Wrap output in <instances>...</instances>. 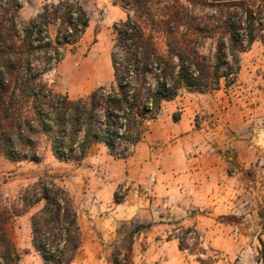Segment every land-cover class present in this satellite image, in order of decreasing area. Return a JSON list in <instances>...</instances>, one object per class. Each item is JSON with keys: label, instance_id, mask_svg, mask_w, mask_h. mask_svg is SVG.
Listing matches in <instances>:
<instances>
[{"label": "rangeland", "instance_id": "rangeland-1", "mask_svg": "<svg viewBox=\"0 0 264 264\" xmlns=\"http://www.w3.org/2000/svg\"><path fill=\"white\" fill-rule=\"evenodd\" d=\"M45 1L52 0H21L20 20L32 19ZM77 1L88 28L43 77L72 99L111 82L112 25L126 17L116 0ZM239 65L229 87L205 96L181 90L161 104L131 153L130 175L121 164L106 166L101 146L79 164L54 159L44 139L37 163L0 156V208L10 209L21 188L48 175L75 201L82 240L71 264H264V31ZM28 218L13 217L5 231L19 264H41Z\"/></svg>", "mask_w": 264, "mask_h": 264}, {"label": "trees", "instance_id": "trees-1", "mask_svg": "<svg viewBox=\"0 0 264 264\" xmlns=\"http://www.w3.org/2000/svg\"><path fill=\"white\" fill-rule=\"evenodd\" d=\"M116 1L126 17L112 25L111 82L72 99L43 77L77 47L89 24L84 7L45 1L24 23L21 0H0V156L37 163L44 139L59 162L79 164L97 145L125 160L163 102L181 90L232 85L240 55L264 31V0ZM198 6L206 13H195ZM25 215L41 264H71L82 240L75 201L48 175L21 188L10 209L0 208V264H19L5 225Z\"/></svg>", "mask_w": 264, "mask_h": 264}, {"label": "crops", "instance_id": "crops-1", "mask_svg": "<svg viewBox=\"0 0 264 264\" xmlns=\"http://www.w3.org/2000/svg\"><path fill=\"white\" fill-rule=\"evenodd\" d=\"M219 91V90H218ZM218 91H215V92H213V94L214 93H216V92H218ZM212 93H204V94H196V95H198V96H205V95H211ZM191 125L189 124V128L191 129ZM189 129V130H190ZM179 131L180 132H186V131H188V129L187 128H183L182 127V129L180 130L179 129ZM193 136L195 137L196 136V132H193ZM138 144H140V143H137L136 145H135V147L133 148V152H132V154H133V157H135V155L136 154H134V151H136V149H137V146H138ZM97 146H101V145H97ZM102 148H104L103 146H101ZM168 155H169V153L168 152H166V150H165V152H164V154H162L161 155V157H162V161H163V163L162 164H164L165 165V168H168L169 166H168V164L169 163H165V162H167V158L166 157H168ZM145 157V154H144V156H142V158H144ZM103 161H105L106 162V166L107 165H109V164H121L123 167V170H124V173H125V171H126V175H130V173L133 171H135V169H136V166H133L134 164H133V158H132V156H130L129 158H127V159H125V160H121V159H114L113 157H111V156H109L108 155V153H107V151H106V149L104 148V156H103ZM164 170V169H163ZM129 178H130V176H128ZM166 190V189H165ZM164 190V191H165ZM166 192V191H165ZM165 194H167V193H165ZM159 196H164V193L162 194V195H159ZM192 202V201H191ZM119 207V205L118 204H116V209ZM36 253V252H35ZM37 254V253H36Z\"/></svg>", "mask_w": 264, "mask_h": 264}, {"label": "built area", "instance_id": "built-area-1", "mask_svg": "<svg viewBox=\"0 0 264 264\" xmlns=\"http://www.w3.org/2000/svg\"><path fill=\"white\" fill-rule=\"evenodd\" d=\"M152 183H154V177L153 175L150 178L149 184L147 185L148 187H150L152 185ZM147 191V188L145 189Z\"/></svg>", "mask_w": 264, "mask_h": 264}]
</instances>
